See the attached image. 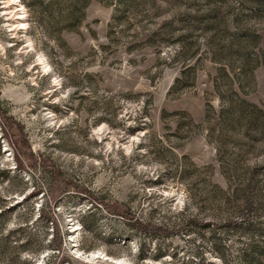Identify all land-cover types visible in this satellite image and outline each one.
<instances>
[{
    "label": "rangeland",
    "instance_id": "obj_1",
    "mask_svg": "<svg viewBox=\"0 0 264 264\" xmlns=\"http://www.w3.org/2000/svg\"><path fill=\"white\" fill-rule=\"evenodd\" d=\"M16 3L2 111L64 179L161 230L16 168L0 127V264H264V0Z\"/></svg>",
    "mask_w": 264,
    "mask_h": 264
},
{
    "label": "trees",
    "instance_id": "obj_2",
    "mask_svg": "<svg viewBox=\"0 0 264 264\" xmlns=\"http://www.w3.org/2000/svg\"><path fill=\"white\" fill-rule=\"evenodd\" d=\"M2 110L3 109H1V106H0V127L2 130L3 137H5L6 140L8 139V143L13 148V152H14L13 157H14L15 162H16L15 163L16 168L20 169V168H23L25 166V164L32 165L33 163L38 162L44 169L49 170L52 173L53 179L56 182L63 183L65 185L70 184L76 192L82 193L88 197L91 196L90 191L83 189L82 187H80L79 185H77L76 183H74L72 181H68V180L64 179L62 177L61 173L59 171H57V169L53 165H51L46 158L33 153L30 150L29 144L26 141V139L24 138V133L21 131V128L19 127V125L17 123H15L13 120H11L9 117H7L5 115L6 114L5 111H2ZM90 198H92V201L94 203L101 205L106 210V212H108L109 214L121 216L124 220L129 222L133 227H135L136 229H138L140 231H143L147 234L148 233L151 234V233L160 229L159 227H156L150 223L141 222L131 212H129L125 207H123V205H121L117 202L116 203H107L104 200L97 198V197H90ZM4 212H5V209H3L0 212V216H3ZM42 214H43V212H42ZM30 225H31L30 223H24L23 225H20L18 227V230L19 231H26V230L30 231V229H31ZM54 230H55V232H57L56 225L54 226ZM52 241H53V243H56L54 246L55 247L54 249L58 250V248L60 246V242H58L56 238H53ZM19 246L21 248H26L27 243H21ZM64 260H65V258L62 257L60 260V262H61L60 264H63ZM23 263L34 264L32 259L29 257L28 258L25 257L23 259Z\"/></svg>",
    "mask_w": 264,
    "mask_h": 264
},
{
    "label": "bare ground",
    "instance_id": "obj_3",
    "mask_svg": "<svg viewBox=\"0 0 264 264\" xmlns=\"http://www.w3.org/2000/svg\"><path fill=\"white\" fill-rule=\"evenodd\" d=\"M3 14L6 16L7 21H11L9 26L11 31H15L16 29H21L25 26V22L22 20L23 16H21L17 8L16 0H1Z\"/></svg>",
    "mask_w": 264,
    "mask_h": 264
}]
</instances>
